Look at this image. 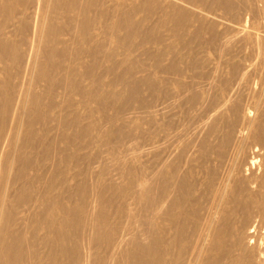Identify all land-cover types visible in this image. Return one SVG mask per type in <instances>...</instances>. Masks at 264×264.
<instances>
[{
    "label": "bare ground",
    "instance_id": "1",
    "mask_svg": "<svg viewBox=\"0 0 264 264\" xmlns=\"http://www.w3.org/2000/svg\"><path fill=\"white\" fill-rule=\"evenodd\" d=\"M0 17V264H264V0Z\"/></svg>",
    "mask_w": 264,
    "mask_h": 264
},
{
    "label": "rangeland",
    "instance_id": "2",
    "mask_svg": "<svg viewBox=\"0 0 264 264\" xmlns=\"http://www.w3.org/2000/svg\"><path fill=\"white\" fill-rule=\"evenodd\" d=\"M0 21H2L1 20V17H0ZM10 28H8V30H9ZM102 33V27H100V26H98V27H96L95 28V34H101ZM121 85H119V87H120Z\"/></svg>",
    "mask_w": 264,
    "mask_h": 264
}]
</instances>
